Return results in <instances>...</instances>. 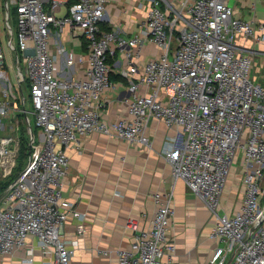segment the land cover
<instances>
[{"label":"built area","instance_id":"1","mask_svg":"<svg viewBox=\"0 0 264 264\" xmlns=\"http://www.w3.org/2000/svg\"><path fill=\"white\" fill-rule=\"evenodd\" d=\"M147 1L141 30L117 39L100 27L106 0H71L65 5L57 0H5L0 41V257L33 236L41 248L53 249L48 264H69L73 249L62 240V228L72 217L81 235L85 217L62 202L66 147L93 132L147 146V124L159 120L177 132L175 144L165 153L173 181L183 180L212 215L209 239L215 248L209 264H264V84L251 80L252 58L236 45L238 35L257 42L263 36L256 34L252 22L234 16L228 0ZM66 27L86 43V52L77 59L85 64L82 76L71 81L59 77L58 59L48 51L51 31L60 33ZM144 39L160 53L137 67ZM2 43L10 52L9 65ZM112 44L127 48V66L117 74L128 83L131 96L126 101L128 117L107 124L100 97L115 86ZM140 86L149 88V94L138 95ZM26 101L31 112L24 108ZM29 115L39 145L7 182L19 158L20 119L26 122L28 145L35 142ZM237 162L243 197L237 211L226 215L219 212V200ZM153 198L156 211L148 228L127 222L133 240L128 250L117 251V264H169L175 251L167 238L174 214L172 188Z\"/></svg>","mask_w":264,"mask_h":264},{"label":"crops","instance_id":"2","mask_svg":"<svg viewBox=\"0 0 264 264\" xmlns=\"http://www.w3.org/2000/svg\"><path fill=\"white\" fill-rule=\"evenodd\" d=\"M57 1L65 5L71 0ZM228 4L236 18L252 22L256 34L263 36L258 42L241 35L236 37V45L252 58L251 80L263 85L264 0H228ZM148 5L147 0H106L100 27L112 31L117 39H128L141 30ZM111 46L115 52L110 59L114 64L111 81L115 86L100 97L101 117L107 124L128 117L126 101L131 96L128 83L117 74L127 66V48ZM48 51L58 59L61 79L71 81L82 76L85 64L77 59L86 52V43L81 37H72L67 27L60 33L52 30ZM159 53L144 39L136 66L141 67ZM69 59L74 61L72 66L67 65ZM149 92L144 86L137 90L138 95ZM145 135L147 146L93 132L66 147L68 166L62 202L72 204L85 217L81 235L76 233L79 222L72 217L62 228V240L73 249L69 264H117V251L128 250L133 240L127 222L134 220L140 229L148 228L156 211L154 195H166L171 188L174 214L167 238L175 251L168 262L209 264L215 248L209 239L212 215L183 180L173 181L165 159L166 151L175 144L176 129L163 121L150 120ZM233 166L219 200V212L226 215L237 211L243 197L242 170L240 167L238 172ZM52 259L53 249L41 248L37 239L29 236L24 245L0 257V264H48Z\"/></svg>","mask_w":264,"mask_h":264},{"label":"rangeland","instance_id":"3","mask_svg":"<svg viewBox=\"0 0 264 264\" xmlns=\"http://www.w3.org/2000/svg\"><path fill=\"white\" fill-rule=\"evenodd\" d=\"M4 5H5V0H0V41H2L4 39L3 35H4V32H5L4 31L5 23L3 22L2 17H1V12H2L1 11V7L2 6L4 7ZM12 10H13V5L9 4V11L12 12ZM11 23L14 25L13 17L11 18ZM2 45H3V50H4V53H5V59L7 60L6 65H9L8 64V60L10 58V52L8 54V52H7L6 48H5V44L2 43ZM26 92H27V90H26ZM24 108L28 112H31V110H32V108H31V106H30L28 101L25 102ZM29 118H30V125L33 128V131H34V134H35V138H34L35 142L33 144H30L31 146H29V150H27V152H26L27 154H29V152L31 150L34 151L39 145L37 129L34 127V117L32 115H29ZM20 121H21V124H20L19 137H20V145H22L21 141H27L26 130H25L26 122H25L24 118L20 119ZM27 160H28V156H24L22 154L21 146H20V154H19V158L17 159V166L15 168V172L12 175V178H15L20 173V171L25 167V165L27 163ZM233 167L237 168V171L239 172V170H240L239 162H237Z\"/></svg>","mask_w":264,"mask_h":264},{"label":"trees","instance_id":"4","mask_svg":"<svg viewBox=\"0 0 264 264\" xmlns=\"http://www.w3.org/2000/svg\"><path fill=\"white\" fill-rule=\"evenodd\" d=\"M110 63H111V61H110ZM21 144L22 145H20L21 146V152H22V154L24 155V156H28V154L26 153L27 152V150H29V145H28V142L27 141H21ZM19 154H20V152H19ZM15 172V171H14ZM14 178H12V176L7 180V182H10V181H12ZM2 187H3V184L1 185Z\"/></svg>","mask_w":264,"mask_h":264}]
</instances>
